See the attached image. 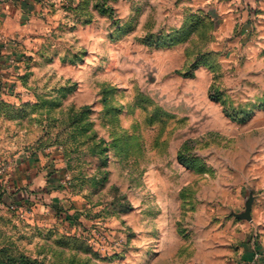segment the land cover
<instances>
[{"label": "rangeland", "instance_id": "374dc122", "mask_svg": "<svg viewBox=\"0 0 264 264\" xmlns=\"http://www.w3.org/2000/svg\"><path fill=\"white\" fill-rule=\"evenodd\" d=\"M221 2L48 0L1 45L0 264L264 248V10Z\"/></svg>", "mask_w": 264, "mask_h": 264}, {"label": "crops", "instance_id": "0c3cea01", "mask_svg": "<svg viewBox=\"0 0 264 264\" xmlns=\"http://www.w3.org/2000/svg\"><path fill=\"white\" fill-rule=\"evenodd\" d=\"M48 0H0V47L8 40H14L19 46V41L25 33L35 31L36 27L45 26V19L50 18L48 9H46V2ZM61 1V0H60ZM212 1V0H211ZM219 9V14L223 11L225 3L221 0H215ZM259 6L262 10L264 1L260 0ZM11 45L13 43H10ZM17 168V175H27L28 163ZM41 177V176H40ZM31 183V181L29 182ZM28 183V184H29ZM38 184L35 180L34 185ZM32 187V185L30 184ZM29 187V189H31ZM252 229L254 225L252 224ZM249 229V228H248ZM245 238L243 246L239 250V259L236 264H264V259L256 260L255 257L262 255L264 248L261 244H256V240L250 235ZM251 236V237H250ZM253 239V240H252ZM257 245V246H256Z\"/></svg>", "mask_w": 264, "mask_h": 264}, {"label": "trees", "instance_id": "16d2710c", "mask_svg": "<svg viewBox=\"0 0 264 264\" xmlns=\"http://www.w3.org/2000/svg\"><path fill=\"white\" fill-rule=\"evenodd\" d=\"M27 264H41V263L34 261V262H28Z\"/></svg>", "mask_w": 264, "mask_h": 264}, {"label": "built area", "instance_id": "2783aa9c", "mask_svg": "<svg viewBox=\"0 0 264 264\" xmlns=\"http://www.w3.org/2000/svg\"><path fill=\"white\" fill-rule=\"evenodd\" d=\"M257 257H258V258H261V259L263 258V256H262V255H261V256H260V255H258Z\"/></svg>", "mask_w": 264, "mask_h": 264}]
</instances>
